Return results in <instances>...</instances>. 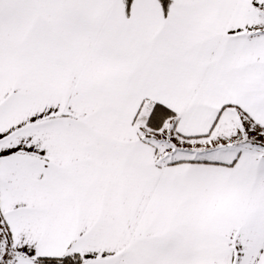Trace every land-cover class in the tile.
Segmentation results:
<instances>
[{
    "label": "snow or ice",
    "instance_id": "1",
    "mask_svg": "<svg viewBox=\"0 0 264 264\" xmlns=\"http://www.w3.org/2000/svg\"><path fill=\"white\" fill-rule=\"evenodd\" d=\"M0 264H264V0H0Z\"/></svg>",
    "mask_w": 264,
    "mask_h": 264
}]
</instances>
